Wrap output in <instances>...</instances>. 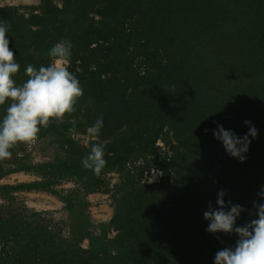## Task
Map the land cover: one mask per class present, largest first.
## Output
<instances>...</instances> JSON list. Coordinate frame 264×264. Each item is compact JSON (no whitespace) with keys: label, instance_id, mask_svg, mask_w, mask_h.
<instances>
[{"label":"rangeland","instance_id":"374dc122","mask_svg":"<svg viewBox=\"0 0 264 264\" xmlns=\"http://www.w3.org/2000/svg\"><path fill=\"white\" fill-rule=\"evenodd\" d=\"M52 1L58 8L64 7V0ZM141 1L147 4L150 0ZM194 1L202 19L194 20L190 28L186 29L187 24L181 14L173 12L172 15L176 16L170 24L157 13L149 14L147 8H143L138 20L140 29L131 37L150 38L159 44L162 43L161 30H165L167 35L163 39L169 44L170 62L164 59V66L179 68L174 91H146L144 87H140L141 91L123 90L126 57L122 58L124 47L118 45L126 43L124 37L117 44H109L112 48L116 46L113 60L120 63L111 68L112 86H117V90L98 87L95 81L89 83L87 91L86 85H82V108L85 106L90 112H97L106 118L107 124L98 136L92 137L87 130L95 123V118L68 120L70 128L75 127L78 133L72 138L79 146L90 151L93 144L99 143L104 146L105 153L112 155L113 151L124 148L118 135L124 130L122 109L144 113L140 118L144 120L136 129L153 125L157 128L160 120L157 124L150 122L154 118L152 113L167 104L170 110L160 115L170 117V120L162 122L156 153L140 154L132 149L125 169L109 170L94 183H88L78 178L69 167L63 166L71 162L72 157L63 136L55 133L39 135L33 145H18L12 150L11 159L0 161L5 173L0 177V209L22 207L28 213L43 214L57 232L54 235L56 241L66 247L73 243L75 247L87 248L91 241H99L101 246L115 254L114 259H109L110 263L116 259L119 262L123 260L115 256L123 252L122 246L127 244L125 240L135 241L137 236L143 237L141 234L150 232L151 226L163 230V233L153 231L151 234L170 237L173 264H215V254L219 250L235 246L238 236L208 232L209 222L203 214L208 209L207 199L210 196L217 200L219 190L225 191L226 202L230 200L247 209L237 219V226L254 218L253 202L264 203L258 195L264 187V0ZM102 3L106 2L84 0L80 8L99 18V13L104 12ZM174 3L175 10L180 9L183 13L187 0H175ZM42 5V0H0V7L17 8L26 16L40 14ZM185 30L189 35H183ZM173 44L179 51L172 48ZM129 50L134 51L135 48ZM108 74L111 73L108 71ZM166 74L153 77V84L167 78ZM193 91L197 95L195 103H207L205 107L187 113L183 105ZM175 109V114L170 112ZM3 114L0 108V117ZM245 121L252 122L258 136L254 139L249 137L252 142L245 154L247 159L241 163L226 152L222 142L213 135V130L219 124L243 137L249 132ZM120 124L122 127L119 129ZM55 161L63 163L56 171L33 168ZM22 165H29V168ZM165 169L171 177L178 173L181 175L176 185L184 179L194 188L183 196L166 193L163 197L165 208L156 206L158 220L150 225L149 215L154 212L150 194L142 193L138 185L149 188L147 185L159 183ZM45 181L51 183L49 188L36 185ZM202 187L211 192L205 193ZM63 195L81 197L85 201V213L91 226H82L80 217L69 211ZM166 206L170 209L166 210ZM119 213L120 221L129 224L128 232L118 224L116 218ZM73 237L77 240L73 241ZM65 246L44 250L42 253L45 259L47 256V263L58 264L57 258ZM157 256L156 263L164 259L160 252ZM141 259L151 260L148 257ZM124 260L133 262L130 256H125Z\"/></svg>","mask_w":264,"mask_h":264},{"label":"trees","instance_id":"16d2710c","mask_svg":"<svg viewBox=\"0 0 264 264\" xmlns=\"http://www.w3.org/2000/svg\"><path fill=\"white\" fill-rule=\"evenodd\" d=\"M42 1L41 13H34L29 16L20 13L14 7H0V21L7 22L10 25L7 38L10 40V49L15 53L16 60L21 66L20 73L16 77L18 83L27 79L24 69L28 64H32L37 68L41 65L47 66L49 63L48 50L61 40L67 39L73 44L69 70L78 77L81 85H86L85 91H87V87L92 81H95L98 87L105 88L108 91H116L117 86H112L113 73L111 68L115 64L120 63L113 60L115 57L113 52H115L114 48L116 46L112 48L109 44H117L125 37L127 39L126 43L121 42L118 45L120 48L124 47L122 58L123 56L126 57L123 67V90L141 91L140 87H144L147 88L146 91H174L175 79L179 68L171 69L167 68L166 65L164 66V59L168 62V56L170 55L169 44L163 39L167 35L165 30H161L162 39L160 41L162 43L160 42L159 44L153 43L150 38L142 40L139 37H134V39L131 37L134 33L136 34L138 28L140 29L138 20L143 8H147L146 12L148 11L147 13L149 14L157 13L159 17H162L170 24L176 15L181 14L187 24L186 29L193 25L194 20L202 19V15L198 14L194 5V0H187L183 13L180 9L175 10V0H150L147 4H143L141 0H104L106 2L102 3L104 4V12L99 13V18L93 17L89 10L80 8L84 0H64L63 8H58L52 0ZM127 1L133 4H129ZM173 12L177 14L173 16ZM185 31L183 35H189L188 30ZM170 37L173 36L170 35ZM94 42H96L95 45H93ZM173 45L174 47L172 48L175 51H179L177 46ZM130 48H135V50L130 51ZM175 61L178 62V58ZM107 69H109L108 71L111 74H108ZM165 72H167L165 76L168 79L163 77L160 83L153 84V77L159 74L163 75ZM119 85L121 86V83ZM196 96L195 91L191 92L184 103L183 106L187 113L188 111L205 107L207 102L197 101L195 103ZM83 104L84 102L81 98L74 114L67 116L63 121L51 122L48 128L41 129L39 135L50 136L55 133L63 136L72 152L71 162L63 166L69 167V170L83 181L94 183L100 176L97 177L90 170L83 167L82 157L89 150L79 146L72 137L67 135L70 128L68 120L69 118L79 119L82 117H88L89 119L93 117L96 120L102 118L104 125L107 124V120L103 116L98 115L97 112H90V109L85 106L83 109ZM0 108L5 112V106H0ZM158 109H160V113ZM158 109H156L155 113H152L154 118L153 121H150L157 124V120H160L158 127L155 128L154 125L152 127L142 126L140 129L136 128L144 120L140 119L144 116V113L141 111L132 112L130 108V111L128 108L120 111L125 121L124 130L118 135L121 136L120 142H122L121 146H124V148L113 151L112 155L105 153L107 166L102 174L113 169H125V165L130 160L129 155L133 151L132 149L137 150L140 154L156 153L157 141L161 127H163L162 122L163 120H170V117L160 115L162 112L168 113L167 111L170 110L167 104L162 105ZM176 110H174L175 112H170L175 114ZM121 127L122 125L120 124L118 128L120 129ZM62 164H58V161H55L34 166L33 168L56 171L60 169ZM22 167L29 168V165H22ZM3 174L5 173L2 172L0 167V177ZM179 176L181 175L178 173L171 177L170 173L165 169L159 183L147 185L149 188L138 185L142 193L150 194L149 199L154 212L149 215V224L158 220L156 206L165 208L163 197L166 193H169V195L179 193L180 196H183L184 194H189L194 188L192 184L186 183L184 179L181 184L176 185ZM36 185L49 188L51 183L45 181L36 183ZM202 190L205 193L207 192V194L211 192V190L207 191V188L204 187H202ZM62 197L69 211L74 216L80 217L82 226H91L85 213V201L81 197L74 198L66 195ZM216 201V198L209 196L207 206L211 203L215 207L217 205ZM169 209L170 206H166V210ZM119 216L120 213L116 218L117 221L119 220L118 224L121 225L123 231L128 232L129 224L125 221H120ZM149 229H151L150 232L142 233L143 237L139 235L135 238V241L125 240L127 244L122 246L123 252L119 256L118 254L115 256L123 260L119 262L120 260L116 259L114 263H110L111 258L114 259L115 254L107 250L103 245L101 246L99 241H91L90 246L87 248L75 247L73 243L66 247L60 241H56L54 235L57 232L50 227L49 221L43 214L37 212L28 213L22 207H5L0 209V264H48L46 261L47 256L45 259L42 252L57 248V245L66 247L57 258L58 264H154L157 261L158 252L163 255L164 259L156 264H173L170 257V254H172L170 251V237L151 234L153 231L163 233V230L161 228L157 229L156 226H151ZM72 239L73 241L77 240L74 237ZM146 239H148L147 242ZM125 256H130L133 262H126L124 260ZM143 257L151 258V260L148 262L143 261L141 259ZM115 261L118 263H115Z\"/></svg>","mask_w":264,"mask_h":264},{"label":"clouds","instance_id":"9594fccd","mask_svg":"<svg viewBox=\"0 0 264 264\" xmlns=\"http://www.w3.org/2000/svg\"><path fill=\"white\" fill-rule=\"evenodd\" d=\"M10 25L0 21V106H6L0 117V161L11 159L12 150L18 145H33L37 142L41 129L51 122L63 121L77 111V105L84 96V89L78 77L69 70L73 44L64 39L51 47L47 55L49 63L38 68L28 64L24 69L27 77L18 83L16 77L21 66L15 53L10 49L8 32ZM249 132L243 137L234 131L217 125L213 130L215 138L222 142L226 152L241 163L258 130L251 121H245ZM103 119L98 118L88 128L92 137L100 134ZM70 137L78 135L75 127L69 128ZM82 165L99 177L107 166L105 149L95 143L82 157ZM258 195L264 199V187ZM224 190L217 192V205L209 203L204 219L209 222L207 231L213 234H236L238 240L234 247H225L215 254V264H264V203L253 202L254 218L242 226H237L241 213L247 211L239 204L225 201Z\"/></svg>","mask_w":264,"mask_h":264}]
</instances>
